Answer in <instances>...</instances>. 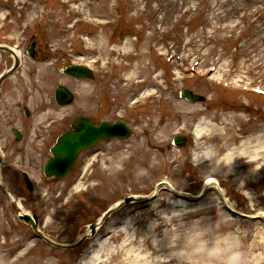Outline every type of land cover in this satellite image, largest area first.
<instances>
[{"label":"rangeland","instance_id":"374dc122","mask_svg":"<svg viewBox=\"0 0 264 264\" xmlns=\"http://www.w3.org/2000/svg\"><path fill=\"white\" fill-rule=\"evenodd\" d=\"M37 1L35 7V0H28L24 20L19 17L20 8L13 10L10 7V23L3 34L19 35L25 30L26 35L34 34L42 42L47 36L52 49L59 53V70L60 63L64 61L95 63V67L100 66L102 70L100 80H111L115 87L98 94L97 80L94 83L78 81L54 71L51 77H46L45 74L52 69L42 66L41 72H34V78L29 76L25 86L27 94L37 100L32 105L36 107V114L49 110L47 102L52 98L53 90L57 86H65L74 93L76 100L68 108H58L59 131L72 116L85 114L93 115L96 122L126 120L134 128V135L129 140L98 145L79 157L74 172L80 175L82 169V174L86 175L77 188L86 187L85 179L90 176L87 182L90 185L89 198L77 195L75 199L71 198L75 192L70 191L72 186H69L73 173L72 177L59 184L62 195L57 201L30 206L29 209L40 216L42 231L55 235L59 242L67 243L110 205L128 195H149L158 181L167 180L174 189L194 194L203 179L218 176L224 181L221 191L232 207L254 217L250 220L232 218L233 230L245 238L246 264H264V164L258 160L259 155L243 156L237 151L233 169L227 170L230 164L219 163L220 172L213 170L214 163L208 160H203L197 169L191 167L193 149L188 148L191 141L183 150H168L174 135L187 134L192 140L195 125L201 123L206 125L203 129L206 136L198 140L202 145L201 154L207 157L209 153L205 149L213 146L216 162L219 161L232 148L238 149L246 140L264 135V98L235 92L229 95L213 81H182L184 71L164 61L168 52L182 53L186 71L196 51H202L204 68L222 59L224 69L218 76L221 82L229 79L239 86L263 85L264 0H228L224 9L212 7L213 0ZM187 7L192 9L186 10ZM39 10L45 12L43 17L39 16ZM230 10L233 12L231 18L227 21L222 19ZM223 25L225 28L222 29ZM70 48L75 53L66 56ZM35 68V64L27 65L26 75ZM18 79L16 75L9 82H17ZM36 79L47 87L38 86ZM141 81L145 83L141 85ZM184 87L205 96L204 107L178 100V91ZM136 89L138 96L130 97ZM12 93H7V102L3 104L10 116L18 111L19 106L25 105L21 99L18 106L14 102L17 96L22 97L20 89ZM50 104L53 109L55 105ZM127 106L134 112L128 111ZM44 115L48 117L46 122L56 119L52 114ZM21 119L25 121L22 115ZM29 121L32 122L26 130H37L42 125L35 118ZM231 137L233 141H230ZM256 144L252 142L251 146ZM91 152L97 153L90 157ZM256 152L262 156L264 148ZM130 156H133L132 160ZM5 178L16 193L21 191L11 177ZM96 182L101 184L96 186ZM213 196H216V191H208L200 202L190 206L183 205L169 192H160L153 203L130 205L114 214L95 240L87 242L78 252L66 254L39 245L38 258L23 255L22 261L15 264H41L42 261L77 264L84 253L96 245L97 262L92 264H130L132 260L146 256L147 261L159 260L160 257L155 255L168 254L163 225L149 231L150 224L159 220V213L183 207L188 210L183 217L186 223L200 219L202 223L212 224L218 213H224L219 202H212ZM1 208L0 201V245L4 244V239L13 241L26 229L10 217L16 213L13 206L7 215V224L6 210ZM62 209L68 224L58 223L64 216ZM122 225H126L129 232L113 230ZM136 238H143L152 252L145 250ZM152 239L157 240L155 248L152 247ZM0 257L3 261L4 257ZM170 264H175V261L171 260Z\"/></svg>","mask_w":264,"mask_h":264},{"label":"clouds","instance_id":"9594fccd","mask_svg":"<svg viewBox=\"0 0 264 264\" xmlns=\"http://www.w3.org/2000/svg\"><path fill=\"white\" fill-rule=\"evenodd\" d=\"M205 151L209 155L204 157L198 153L197 164L202 160H208L215 164L217 159L215 148L209 146ZM187 211L180 207L170 212H160L159 220L150 224V232L163 225L162 232L167 240L168 248V254L166 256L155 255L160 259L153 260L152 264H168L170 260H174L175 264H246L245 238L233 230L234 222L230 215L218 213L217 219L212 224L202 223L200 219L186 223L183 217ZM120 229L129 232L126 225L113 228L117 232ZM242 231L246 230L242 229ZM137 242H142V246L145 248L143 238L137 239ZM156 246L157 240L152 239V247Z\"/></svg>","mask_w":264,"mask_h":264},{"label":"water","instance_id":"95a60500","mask_svg":"<svg viewBox=\"0 0 264 264\" xmlns=\"http://www.w3.org/2000/svg\"><path fill=\"white\" fill-rule=\"evenodd\" d=\"M73 76L83 77L84 75L81 72H72ZM65 97V103L70 101L69 96L63 91H57V97ZM186 98L190 101L200 100L198 97H193L189 94L186 95ZM123 129L125 135H127V130L124 126L118 125ZM113 127H108L103 125L99 129L92 127L87 120H81L77 123L76 130L67 136L63 137L59 142V145L55 149L56 160L55 162L60 163L62 166V174L67 172L72 166L73 162L76 159V156L82 148L87 147L93 144L96 140L102 137H112L114 135ZM181 143V142H180ZM179 145H182L179 144Z\"/></svg>","mask_w":264,"mask_h":264},{"label":"bare ground","instance_id":"6f19581e","mask_svg":"<svg viewBox=\"0 0 264 264\" xmlns=\"http://www.w3.org/2000/svg\"><path fill=\"white\" fill-rule=\"evenodd\" d=\"M227 2H228V0H213V7L217 8V9H224L223 7L227 4ZM232 13L233 12L230 10V13L223 15L222 19H224V20L228 19L229 20L232 16ZM223 28H225L224 25L222 26V29ZM204 127H206V125L205 126H203L202 124L199 125L197 127V130H198L197 133H199L200 131H203ZM195 138L197 139V137H195ZM230 141H233V137L230 138ZM252 142H257V144L253 147V146H251ZM261 148H264V135L256 136L254 139L246 140L245 142L241 143V145L239 146L238 149L232 148L231 150H229L224 155V157L222 159H220L219 161L217 160V162H215V164H213L214 166L212 168H213V170L221 172L222 170L218 165H219V163L223 162V163H227L228 165L230 164V167H227L228 168L227 170H229V169L231 170V168L233 169V163H234V161H236V157H234V154H236L237 151H238V154H241L243 156L246 155L249 157H253V156L256 157L257 155H259L258 160H260V162L262 161L261 163L264 164V155L261 156L260 153L258 154L256 152L258 149L261 150ZM134 154H136V153L134 152ZM132 158H133V156H130V160ZM260 168H262V166H260ZM213 189L219 191L217 185H215V184L214 185L210 184L209 187H207L205 191H212ZM221 194L222 193H220V191H219V193L216 196H213L214 198L212 199V202L214 201V202L221 203L220 202V195ZM221 204L224 206H229L231 208V206L227 203V201L224 198L222 199ZM222 214L228 215L226 212L222 213ZM160 247H162V246H160ZM94 248L98 249L97 245L94 246ZM145 248L144 249L147 250L149 247L147 245H145ZM95 249L91 248L86 253V255L82 258V260L79 262V264H92V263L97 262V258H96L97 254L95 253ZM152 261H153V259H150V261H147V256H146V258H140V259L136 258V259L132 260L130 264H152ZM170 263H171V261L169 262V264Z\"/></svg>","mask_w":264,"mask_h":264},{"label":"flooded vegetation","instance_id":"af4514ba","mask_svg":"<svg viewBox=\"0 0 264 264\" xmlns=\"http://www.w3.org/2000/svg\"><path fill=\"white\" fill-rule=\"evenodd\" d=\"M39 54H41V52H40V51H38V52H37V55H39Z\"/></svg>","mask_w":264,"mask_h":264}]
</instances>
